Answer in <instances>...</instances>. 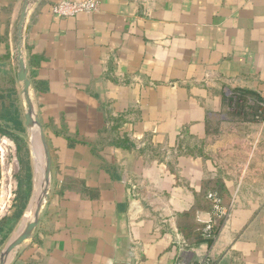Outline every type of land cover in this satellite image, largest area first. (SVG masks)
<instances>
[{
    "label": "crops",
    "instance_id": "0c3cea01",
    "mask_svg": "<svg viewBox=\"0 0 264 264\" xmlns=\"http://www.w3.org/2000/svg\"><path fill=\"white\" fill-rule=\"evenodd\" d=\"M59 1L35 0L24 27L52 187L12 264H264V116L229 101H264V0H97L65 18ZM20 2L0 0V70L18 91ZM198 218L215 222L211 244L180 230Z\"/></svg>",
    "mask_w": 264,
    "mask_h": 264
},
{
    "label": "trees",
    "instance_id": "16d2710c",
    "mask_svg": "<svg viewBox=\"0 0 264 264\" xmlns=\"http://www.w3.org/2000/svg\"><path fill=\"white\" fill-rule=\"evenodd\" d=\"M8 60V55L4 56ZM32 67L31 63L29 64ZM30 78H32V69L30 68ZM0 75L6 80V88L0 89V137H7L15 144L16 158L19 169L15 175L16 190L13 203V210L11 215L4 216L0 219V245L7 239L12 232L15 225L18 223L23 215V212L28 204L33 190V171L31 165V158L29 148L26 142V134L24 127V119L22 106L19 98V91L15 84V77L11 71L0 70ZM247 100H251L252 104L247 107ZM263 101L255 93L251 91L233 90L232 96L229 97L230 103L234 110L244 111L246 108L253 111L255 120H261L264 116V101L259 104L258 101ZM116 145L120 147H129L126 139L117 141ZM216 194L222 204V199L216 191H208L205 195V200L208 203V211L212 217H217L213 202L208 198V194ZM189 216V214H184ZM204 223L185 222L180 228L185 237H192L196 243L205 242L211 244L213 236L217 233V226L215 222L212 224L211 236L207 237L204 232ZM187 231L189 233H187Z\"/></svg>",
    "mask_w": 264,
    "mask_h": 264
},
{
    "label": "water",
    "instance_id": "95a60500",
    "mask_svg": "<svg viewBox=\"0 0 264 264\" xmlns=\"http://www.w3.org/2000/svg\"><path fill=\"white\" fill-rule=\"evenodd\" d=\"M34 1L35 0H21L20 2L13 31V57L15 63L16 80L20 85L19 93L22 104L26 142L32 155H34L32 150L33 141L37 142L41 155L42 174L40 177L37 197L33 204L32 211L25 219H23L24 217L22 218L19 228L1 249L0 264H12L21 247L28 240L35 236L38 231L42 209L48 202L52 187L50 148L44 134V128L38 116V111L34 100V90L29 78L28 64L24 55V27L26 24L29 7ZM33 183L35 189V181Z\"/></svg>",
    "mask_w": 264,
    "mask_h": 264
},
{
    "label": "rangeland",
    "instance_id": "374dc122",
    "mask_svg": "<svg viewBox=\"0 0 264 264\" xmlns=\"http://www.w3.org/2000/svg\"><path fill=\"white\" fill-rule=\"evenodd\" d=\"M7 82L3 77L0 75V89L6 88ZM233 94V93H232ZM230 93V96H232ZM21 102V100H20ZM247 107L253 105L251 100H247L246 102ZM22 106V104H21ZM230 106H233L230 104ZM246 108L244 111L250 112L251 110ZM253 112V111H252ZM260 121V120H259ZM130 138L132 139L133 143L138 145L139 148H145L148 150V142L150 137L147 135H137V134H131ZM35 143V142H34ZM38 149L40 150L39 147L34 144ZM34 151V149H32ZM30 152V158H31V165H32V171H33V182H37L36 179H38V170H37V164H36V159L34 155H32L31 151ZM151 152V151H150ZM34 153V152H33ZM155 153V152H153ZM165 154H170L167 152V149H164ZM38 158V157H37ZM19 169L17 158H16V149H15V144L12 140H10L7 137H0V219L3 218L4 216H9L12 213L13 210V203H14V197H15V190H16V179L15 175ZM132 189L134 190L135 193H137L136 190H138L136 184L131 185ZM34 191V183H33V190L32 194ZM31 194V197H33ZM138 194V193H137ZM34 195V194H33ZM134 195V194H133ZM137 196V195H136ZM31 197L29 198L28 204L23 212L22 217L18 221V223L15 225L13 228L12 232L9 234L7 239L0 245V251L5 245V243L14 235L16 230L19 228L22 218L24 217V214L26 213V210L28 208V205L30 203ZM224 211L222 215H220L218 218L220 219L221 217H227L228 215V208L224 207L222 205ZM201 219V218H199ZM203 220V219H201ZM19 225V226H18ZM215 237V236H214ZM213 237V239H214ZM205 260L203 259L199 264H204ZM40 264V263H37Z\"/></svg>",
    "mask_w": 264,
    "mask_h": 264
},
{
    "label": "built area",
    "instance_id": "2783aa9c",
    "mask_svg": "<svg viewBox=\"0 0 264 264\" xmlns=\"http://www.w3.org/2000/svg\"><path fill=\"white\" fill-rule=\"evenodd\" d=\"M98 9L97 0H60L55 3L51 7V11L54 15L65 18L75 16L80 13H92ZM208 198L213 202L215 211L217 212V217L222 215L224 209L220 204V199L216 196V194H208ZM201 223L205 224L204 232L207 237L211 236V228L213 221L212 219L201 220L198 218ZM214 237V236H213ZM178 264H182L181 262Z\"/></svg>",
    "mask_w": 264,
    "mask_h": 264
},
{
    "label": "bare ground",
    "instance_id": "6f19581e",
    "mask_svg": "<svg viewBox=\"0 0 264 264\" xmlns=\"http://www.w3.org/2000/svg\"><path fill=\"white\" fill-rule=\"evenodd\" d=\"M34 144H36L37 146H38V144H37L36 141H33V145H32V147H33L32 149H34V151H33L34 152V157L36 159V164H37L38 179H36L37 182L35 183L34 195H33L32 199L30 201V204H29V206H28V208L26 210V213H25L23 219H25L31 213V211H32L33 204H34L35 199L37 197V193H38V189H39L40 177H41V174H42V171H41L42 168H41V155H40V150L38 151V149H36L37 147L34 146Z\"/></svg>",
    "mask_w": 264,
    "mask_h": 264
}]
</instances>
